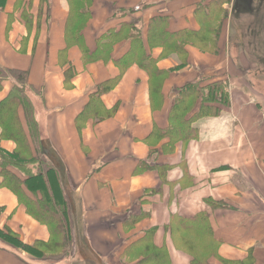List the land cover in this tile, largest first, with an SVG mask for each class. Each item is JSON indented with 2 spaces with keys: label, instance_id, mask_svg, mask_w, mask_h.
Returning a JSON list of instances; mask_svg holds the SVG:
<instances>
[{
  "label": "crops",
  "instance_id": "1",
  "mask_svg": "<svg viewBox=\"0 0 264 264\" xmlns=\"http://www.w3.org/2000/svg\"><path fill=\"white\" fill-rule=\"evenodd\" d=\"M219 2L223 11L209 5ZM70 11L69 0H0V64L25 70L36 89L30 96L40 136L61 162L75 235L60 258L0 238V264H135L146 249L164 252L166 264H192L211 244L208 264H264V0H92L79 39L66 30ZM155 16L169 18V31L220 27L184 41L179 53L148 42ZM125 24L141 34L160 73L140 66V55L126 69L115 62L131 48ZM112 32L119 35L106 57L85 59ZM14 81H4L0 100ZM217 82L226 84L230 103L218 94L205 102L221 112L196 122L198 137L170 149L169 137L152 134L169 125L185 85ZM85 108L89 115L79 118ZM0 146L13 151L17 143L5 137ZM199 215L211 231L199 223L185 228L181 219ZM0 228L27 245L52 240L4 186Z\"/></svg>",
  "mask_w": 264,
  "mask_h": 264
},
{
  "label": "trees",
  "instance_id": "2",
  "mask_svg": "<svg viewBox=\"0 0 264 264\" xmlns=\"http://www.w3.org/2000/svg\"><path fill=\"white\" fill-rule=\"evenodd\" d=\"M69 2L71 11L67 20L66 30L68 35L73 36L74 39H79L81 28L84 24L82 19L89 15L88 6L92 0H69ZM209 5L213 10L214 6L217 7L218 5L220 11H223L220 8V2L215 5L209 3ZM204 7L202 6L201 8L204 9ZM212 18L213 15H208L203 21H209ZM168 24L169 18L166 16L151 18L148 42L151 45L163 43L169 50L179 53L184 51V41L199 36L197 34H200L203 30L204 32L210 30L217 34L220 27V24L215 27L210 26L195 33V31L191 30L169 31L167 28ZM127 33V37L131 36V48L125 55L117 58L115 62L122 69H126L140 55L138 58L140 66L147 69L152 76L160 73L154 67L155 59L145 50L141 34L139 32L136 34ZM118 35V33H110L105 37L106 40L97 46L94 52H84L85 59L91 60L95 57H106V53ZM207 37L210 39L211 36ZM11 78L15 79L13 86L9 93L0 100V141L5 137L11 138L17 143V148L9 151L0 146V176L2 177L0 186L10 188L32 216L48 225L52 239L55 237L61 238L58 241L63 243L52 240L50 241L51 243L49 242V245L51 244L55 249L52 258H60L67 254L61 249L63 245L66 242H72L75 237L70 202L60 180L62 165L50 142L40 136L35 107L30 96L31 91L36 89L28 83L27 72L0 64V91L3 89L4 81ZM217 94L222 103L229 105L227 87L223 82L213 83L204 87L197 83L185 85L179 91V95L172 106L169 125L164 129L155 128L152 134L169 137L171 141L170 149L173 148L177 140L198 137L199 128L196 122L201 118L218 115L221 112V107L216 106L217 104H205V102L214 101ZM198 98H202L203 103L197 111L190 115L189 113L195 107ZM87 108L82 111L79 118L89 115L90 110ZM21 109L27 122V130L20 115ZM49 160H51L52 164L49 163ZM181 220L185 228L188 223H199L201 226L200 230L205 231L208 229L211 231L204 215ZM209 235L212 236V233L209 232ZM0 238L15 247L25 248L33 255H47L44 254L43 248L39 244L27 245L23 243L20 237L11 229L0 228ZM208 246L206 245L203 248L202 259L197 256L192 264H207L203 259H205V254L210 253L206 249ZM135 264H166L164 252L146 249L136 259Z\"/></svg>",
  "mask_w": 264,
  "mask_h": 264
},
{
  "label": "rangeland",
  "instance_id": "3",
  "mask_svg": "<svg viewBox=\"0 0 264 264\" xmlns=\"http://www.w3.org/2000/svg\"><path fill=\"white\" fill-rule=\"evenodd\" d=\"M243 22H244V20H243ZM121 29H123L126 33L127 32H132L134 29L132 28V25H123L122 27H120ZM133 32H136V31H133ZM235 33V32H234ZM233 37H234V40L236 41V42H234V40H233V43L235 44V45H237V48L235 49V55L237 56V58L238 57H240L239 55H240V52L242 51L241 49H240V43H241V41H240V38H241V36L240 35H238V30H237V28H236V33L234 34V35H232ZM239 45V46H238ZM263 45V44H262ZM235 56V57H236ZM247 62V61H246ZM256 73H254V75H255ZM262 76H263V74H262ZM27 210V209H26ZM28 212V211H27ZM29 213V212H28ZM73 221V220H72ZM41 222V221H40ZM47 225V224H46ZM48 226V225H47ZM49 228V227H48ZM50 230V229H49ZM50 233H51V231H50ZM58 239H61V238H59V237H55L54 239H52V241H57V242H60V241H58ZM51 243V242H50ZM60 243H63V242H60ZM73 243V244H72ZM36 243H33V244H30V245H35ZM65 245V246H64ZM63 245V247L61 248L62 249V251H65L66 253H68V254H70V251L72 250V248H73V246H74V242H70V243H68V242H66V244H64ZM196 246H197V248L200 250V245L199 244H195ZM40 247H42L43 248V252H44V254H47V256H50V258H52V256H54L53 254H54V251H55V249H54V247L50 244L49 245V243L47 242V243H45V244H43L42 246L41 245H39ZM207 250H209L211 253H214L215 251H214V249H216V245L215 244H211V245H209L207 248H206ZM201 251V253L203 252V249H201L200 250ZM57 253H58V251H57ZM204 254V253H203ZM203 254L201 255V257L203 256ZM206 255V254H205ZM205 255H204V258L205 259H203V260H205L206 262H207V264H208V259H206V257H205ZM199 258V259H202V258ZM51 261H53V260H51ZM128 261V260H127ZM235 263V262H234ZM234 263H230V264H234ZM241 264H243V263H241Z\"/></svg>",
  "mask_w": 264,
  "mask_h": 264
},
{
  "label": "flooded vegetation",
  "instance_id": "4",
  "mask_svg": "<svg viewBox=\"0 0 264 264\" xmlns=\"http://www.w3.org/2000/svg\"><path fill=\"white\" fill-rule=\"evenodd\" d=\"M243 1H247V0H243ZM245 7L247 8V5H245ZM244 9V8H243ZM247 10H250L251 11V9H247ZM244 11H245V9H244Z\"/></svg>",
  "mask_w": 264,
  "mask_h": 264
}]
</instances>
